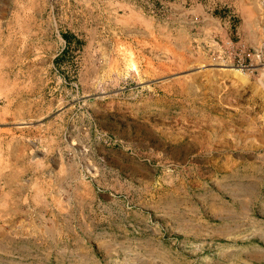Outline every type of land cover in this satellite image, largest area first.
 Segmentation results:
<instances>
[{"label": "rangeland", "instance_id": "rangeland-1", "mask_svg": "<svg viewBox=\"0 0 264 264\" xmlns=\"http://www.w3.org/2000/svg\"><path fill=\"white\" fill-rule=\"evenodd\" d=\"M130 1L169 8L180 36L174 0H0V142L3 118L66 105L108 157L73 140L88 182L73 214L58 203L56 237L33 247L0 238V264H264V0L252 21L183 0L185 47L163 63L130 31ZM215 15L229 39L199 41Z\"/></svg>", "mask_w": 264, "mask_h": 264}, {"label": "crops", "instance_id": "crops-1", "mask_svg": "<svg viewBox=\"0 0 264 264\" xmlns=\"http://www.w3.org/2000/svg\"><path fill=\"white\" fill-rule=\"evenodd\" d=\"M213 1L217 7L233 8L232 13L236 12L243 19L252 21L257 16L259 0ZM173 2L172 15L175 21L179 22L175 29L180 36L177 35L176 38L171 37L169 8L156 17L145 14L141 5L132 1L123 2L125 5L122 6L128 10L125 11L129 19L127 25L130 31L137 35L135 38L143 43L146 56L156 57L155 60L160 63L169 59L173 39L178 49L185 47V43L180 41L184 35L180 22L182 15H188V10L183 6V0ZM191 12L204 16L205 8L199 4ZM240 31L241 41H244L246 46L253 44L252 39H256V33H251L249 38L242 28ZM227 34L228 27L223 22V17L215 15L205 20L198 40L209 42L208 37L211 36L212 43V36H215L227 41ZM216 49L217 57L220 51L219 47ZM61 99L71 103L76 98H68L65 95ZM77 99L86 103L88 98ZM50 101H53L52 98ZM12 115L7 119L3 118L1 127L0 238L3 245L5 241L9 242L8 246H14L16 241H23L26 246L33 247L35 241L41 240L42 237L49 240L56 237L55 232L61 224L57 217L58 203L62 209L61 215H72L74 187L79 188L80 185V189L84 191L88 186V182L78 172V167H74L79 161L70 157L73 140L85 145H89L90 140H93L92 143L99 147L98 152L103 158L108 157L105 149L101 148L103 144L96 138H91L88 131L85 135L82 134V124L79 125L80 120L72 115L71 107L65 105L57 112L26 111L14 112ZM110 193L103 191L101 195L111 198L113 193ZM88 198L89 193L84 196L82 192L81 199L87 202Z\"/></svg>", "mask_w": 264, "mask_h": 264}]
</instances>
